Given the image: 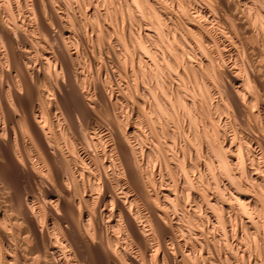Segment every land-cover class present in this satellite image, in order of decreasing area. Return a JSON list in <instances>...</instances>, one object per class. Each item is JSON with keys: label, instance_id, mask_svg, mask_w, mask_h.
<instances>
[{"label": "bare ground", "instance_id": "bare-ground-1", "mask_svg": "<svg viewBox=\"0 0 264 264\" xmlns=\"http://www.w3.org/2000/svg\"><path fill=\"white\" fill-rule=\"evenodd\" d=\"M0 187V264H264V0H0Z\"/></svg>", "mask_w": 264, "mask_h": 264}, {"label": "rangeland", "instance_id": "rangeland-1", "mask_svg": "<svg viewBox=\"0 0 264 264\" xmlns=\"http://www.w3.org/2000/svg\"><path fill=\"white\" fill-rule=\"evenodd\" d=\"M113 59H114V57H113L112 54H111V61H112V63H110V65H107V64H106L105 67H107L108 69H110V68H111L110 66L112 65V68H111V69H114V70L117 69L116 71L120 70V69H119L120 66L117 65V64H118L117 62H116L117 64H115V60H114V62H113ZM113 63H114V64H113ZM99 64H100V65H99ZM116 65H117V67H116ZM99 66L102 67L101 62L98 63V67H99ZM125 80L128 81V78H124V81H125ZM127 81H126V82H127ZM130 109H131V108H130ZM36 185H37V186H36V187L34 186L35 188H33V190H34L35 193L37 194V198H39L38 196L41 195L43 192L41 193L42 190H40V187H39L38 182H36ZM0 188H1V187H0ZM37 190H38V191H37ZM0 191L2 192L3 190L0 189ZM3 192H4V191H3ZM3 194H4V193H3Z\"/></svg>", "mask_w": 264, "mask_h": 264}]
</instances>
